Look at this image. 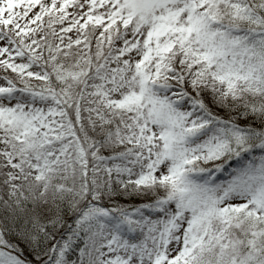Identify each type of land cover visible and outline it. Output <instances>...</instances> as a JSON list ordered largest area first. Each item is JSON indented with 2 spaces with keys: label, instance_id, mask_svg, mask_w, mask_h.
I'll return each mask as SVG.
<instances>
[{
  "label": "snow or ice",
  "instance_id": "6c2138e0",
  "mask_svg": "<svg viewBox=\"0 0 264 264\" xmlns=\"http://www.w3.org/2000/svg\"><path fill=\"white\" fill-rule=\"evenodd\" d=\"M0 264H264V0H0Z\"/></svg>",
  "mask_w": 264,
  "mask_h": 264
}]
</instances>
